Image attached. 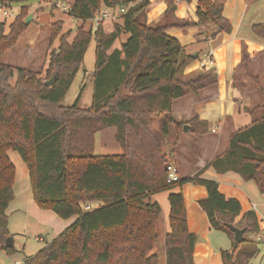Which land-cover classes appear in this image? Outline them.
I'll use <instances>...</instances> for the list:
<instances>
[{
	"label": "trees",
	"instance_id": "16d2710c",
	"mask_svg": "<svg viewBox=\"0 0 264 264\" xmlns=\"http://www.w3.org/2000/svg\"><path fill=\"white\" fill-rule=\"evenodd\" d=\"M28 1L0 0L7 7L21 4L12 22L0 20V56L16 46L29 26L24 21ZM149 4L148 0H73L67 11L73 18L85 22L103 7L118 8L123 10L121 26L105 32L100 22L93 29L82 24L69 40L70 31L62 32L61 21L51 23L50 43L58 38V46L48 53L44 78L31 69L0 62V249L7 255L16 251L14 245H5L11 236L6 210L15 196L16 176L9 150L17 151L27 166L36 206L62 219L75 218L19 264H157L158 255L151 251L163 230L161 207L152 196L185 183L205 188L206 196L196 201L211 229L226 233L231 241V247L221 251L223 264H246L256 252L257 241L250 234L264 232L256 212L241 215L240 202L225 197L218 181L201 175L208 168L218 175L232 171L264 193V101L247 110L253 122L229 135L223 153L191 177L169 178L173 149L165 138L171 128L179 133L189 124L195 136L208 132V123L198 116L176 121L172 104L213 83L215 75L205 68L185 74L195 58L166 30L210 22L218 32H230L223 2L198 0V22L175 18L174 1L167 0L161 21L148 23ZM252 30L264 39V22L254 24ZM122 31L128 38L120 48L110 50ZM91 40L95 42L91 105L64 106ZM253 81L264 100L259 80ZM110 127L115 128L114 139L122 152L95 154V134ZM93 202L99 206L83 210ZM168 202L169 231L162 245L165 264H195L198 236L187 227L183 193L170 192ZM229 224L245 228L242 242L234 241Z\"/></svg>",
	"mask_w": 264,
	"mask_h": 264
},
{
	"label": "crops",
	"instance_id": "0c3cea01",
	"mask_svg": "<svg viewBox=\"0 0 264 264\" xmlns=\"http://www.w3.org/2000/svg\"><path fill=\"white\" fill-rule=\"evenodd\" d=\"M148 1L150 4L146 11L147 22L157 23L161 21L164 11L167 8V0ZM173 1L175 4L173 12L175 18L181 21L198 22L196 17L198 0ZM221 1L223 2V16L229 20L232 26L230 32H218L215 25L210 22L203 25L170 27L166 30L168 35L175 37L191 54L197 52L195 59L185 67V74L201 68L199 60L208 50L213 52L214 58V66L208 70H211L215 75V81L197 93L185 94L174 100L172 104V115L176 121L187 122L193 117L198 116L199 120L208 123V132L206 134L195 136L189 132V124H185L187 125V130L176 133L171 128L170 135L165 138V141L167 139L169 145H172L173 151L171 153L172 158L170 160V166L174 168L178 178L193 176L211 158L226 150L229 135L233 131L253 122L250 113L247 111L250 107L242 102L243 97L247 96V94L245 95V93L236 86L235 80H259V83L260 80H264V39L256 35L252 30L254 24L261 23L255 21V15L258 13L259 8L257 10H250V5L260 2V0ZM53 2L67 3L68 0H29L27 6L28 9L31 7L33 9L39 7L40 11H45L46 14L49 15L50 21L54 19V22L61 21L62 32L70 31L69 40L73 38L76 28L80 25L83 24L84 28L89 29L90 27L87 28L85 25L88 22H92L95 23L96 26V20L88 19L82 22L70 16L68 12L62 11L61 9L59 10V7H56ZM42 4L48 5L50 8L44 9L42 8ZM13 7L20 9L21 4L13 5ZM114 9L117 11V25L121 26V12L118 8L103 7L99 13L113 12ZM17 12H19V10ZM15 15H13L10 22L13 21ZM114 18L115 16L103 20L109 23L112 22ZM50 21L48 23H50ZM105 23L106 22L102 23L104 31L110 32L111 29H105ZM91 25L92 24H90V26ZM28 28L29 27H27V29ZM26 30L19 36V39L24 36ZM121 34L124 40L129 36L127 32L122 31ZM56 47L51 45L50 50ZM117 48H120V46ZM243 50L246 52V60L244 62ZM212 129L214 131H212ZM175 142L176 144H174ZM120 151L121 148L118 150V154L122 152ZM8 153L9 155L14 154L13 156L15 157H13V161L17 162L19 166L21 165V168L17 165L21 169V174L19 176L18 167H16L15 182L19 180L17 178H21L18 183L24 188L25 184L28 182L27 166L22 161L17 151H8ZM13 161L12 163L16 164ZM201 176L218 181L219 190L225 197L236 198L241 204V215L247 210H254L260 219V226L264 231V193L258 191L253 181L243 180L239 174L232 171L218 175L212 168H208ZM23 180H25V182L22 184L21 182H23ZM179 190L184 196L187 227L190 232L198 236L193 254L194 263L223 264L221 260V251L229 249L231 247V241L227 236L230 247L226 248L223 247L224 241L219 236H216L219 243L213 240V233L218 230L211 229L205 213L196 201L198 198L206 196V190L201 185L185 183L181 188L178 187L169 191L159 192L152 196V198L159 203L161 214H165L163 242L164 234L169 231L168 213L170 208L168 195L170 192H178ZM15 197L16 195L14 199ZM32 202L34 203L33 198ZM34 205L36 206L35 203ZM43 211L44 212H40L39 214L46 213L47 215H52L50 214V210ZM240 216L237 219H239ZM44 218V216H40V221L47 223L48 221ZM69 219H72V217ZM250 236L257 241V250L247 259L246 264H249L250 260L258 254L259 244L264 242V232L255 236L250 234ZM40 238L41 236H39V239ZM14 242L13 238V245L15 246ZM19 262L20 261H15L10 264H19Z\"/></svg>",
	"mask_w": 264,
	"mask_h": 264
},
{
	"label": "rangeland",
	"instance_id": "374dc122",
	"mask_svg": "<svg viewBox=\"0 0 264 264\" xmlns=\"http://www.w3.org/2000/svg\"><path fill=\"white\" fill-rule=\"evenodd\" d=\"M72 2L73 0H68V2L64 4L67 7H70ZM53 4L55 3L53 2ZM42 6L44 9L50 8L48 5L46 6L44 4H42ZM250 6L251 11L257 10L259 8L258 13L255 15V21H264V0H260V2L251 4ZM18 10V8L16 9L13 7L11 12L13 15H15V13H18ZM28 12V14H31L32 16L28 22L29 28L26 30V33H24V36H22L19 41L17 40L18 42L13 49L3 53L0 56V62L8 63L14 67L31 69L38 72L39 76L44 78L46 76L45 69L50 46L52 45L53 47H56L58 45V39L52 42L53 44L50 43V24L53 23L55 19L50 21L49 15L46 14L45 11H40L39 7H36L35 9L31 7L29 8ZM12 17V15H9L8 17L4 18L0 15V19H4L6 23L10 22ZM113 20L109 23L108 21L103 20V22H106L104 24L106 30H112L117 25L116 15ZM49 21L50 23H48ZM99 22L102 25L103 22ZM90 24L92 25L90 26ZM85 27H90L93 29L95 27V23L88 22ZM124 41L123 35L120 34V36L112 44L111 48L121 46ZM94 61L95 42L94 40H91L84 54L81 67L76 73L71 86L65 94L62 105L71 106L76 103V105L82 109L88 108L91 105ZM14 80L15 77H12L11 82ZM235 83L236 86H238L240 90L245 93V95L247 94V96L243 97L242 102L248 107L251 108L264 101L263 97H261L258 92L257 84H255L253 80H235ZM260 83L264 88V80H260ZM114 134V127L101 130L95 134V154H118L120 146L114 140ZM165 142L167 147L171 146L169 145V142H167V139ZM9 151L16 152L15 150ZM13 155L14 154L9 155L12 161L13 157H15ZM14 163H16L14 164L15 167L19 166L17 162ZM19 167L17 168L18 176L21 174V167ZM17 179L19 180L14 182L13 186L14 195H16V197L10 202L9 207L6 210L7 214L9 215L8 230L11 234V237L14 238L16 251L11 255H7L3 250H0V264H10L14 263L15 261L21 262L23 259L36 254L75 219L74 217H72V219H62L52 211H50V214L52 215H47L46 213L39 214L40 212L44 211L43 209H38L32 202V192L29 179L28 182L26 181L27 183L25 184L24 188H22L21 184L18 183L21 178ZM24 182L25 180H23L21 183L23 184ZM98 206L99 203L97 202L88 203L87 205L83 206V210H92ZM40 216H44V219H46L48 222L44 223L40 221ZM164 216L165 214H161V231L165 226ZM161 233L162 234L159 241L151 251L158 255L157 264H165V257L162 252L163 232ZM39 236H41L40 239ZM216 236H219L224 241L223 247H230V242L227 239L228 237L226 233L222 231H214L212 238L217 243H219V240ZM249 264H264V242L259 244V252L250 260Z\"/></svg>",
	"mask_w": 264,
	"mask_h": 264
},
{
	"label": "built area",
	"instance_id": "2783aa9c",
	"mask_svg": "<svg viewBox=\"0 0 264 264\" xmlns=\"http://www.w3.org/2000/svg\"><path fill=\"white\" fill-rule=\"evenodd\" d=\"M54 5L56 7H59L62 11H67L69 9V7H67L64 3L55 2ZM12 8L13 5L11 7H7L0 2V15L4 18L8 17L9 15L13 16V13L11 12ZM119 11L122 12L123 10L119 9ZM115 15H117V11L115 9L113 10V12L97 13L94 20H96V23H98L99 21H102V19L111 18L114 17ZM199 63L201 68H205L207 70L210 69L211 67L213 68L214 66L213 52L211 50L205 52L203 56L200 58ZM212 131L214 130L212 129ZM168 169H169V178L172 180H176L177 175L175 174L174 168L172 166H169Z\"/></svg>",
	"mask_w": 264,
	"mask_h": 264
},
{
	"label": "water",
	"instance_id": "95a60500",
	"mask_svg": "<svg viewBox=\"0 0 264 264\" xmlns=\"http://www.w3.org/2000/svg\"><path fill=\"white\" fill-rule=\"evenodd\" d=\"M30 19H31V15L29 14L28 16H26V18H25L24 21H25L26 23H28V22L30 21ZM191 56H192L193 58H195V57L197 56V52L192 53ZM51 82H52V79L50 78V79H49L48 81H46L45 83H46L47 85H50ZM183 130H184V131L187 130V125H184V126H183ZM228 227H229V229L233 232V239H234V241H236V242H242L243 239H244V238H243V234H244V232H245V228H239V227L233 226V225H231V224H229ZM5 245H6L7 247H10V246L13 245V238H12L11 236H8V237L6 238V240H5Z\"/></svg>",
	"mask_w": 264,
	"mask_h": 264
}]
</instances>
